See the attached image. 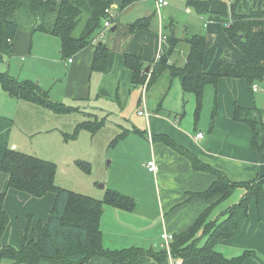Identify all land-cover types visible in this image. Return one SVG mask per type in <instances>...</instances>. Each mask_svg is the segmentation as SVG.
I'll use <instances>...</instances> for the list:
<instances>
[{"label": "trees", "instance_id": "obj_1", "mask_svg": "<svg viewBox=\"0 0 264 264\" xmlns=\"http://www.w3.org/2000/svg\"><path fill=\"white\" fill-rule=\"evenodd\" d=\"M141 0H0V57L10 55L13 41L20 27L21 11L34 15L33 30L57 36L62 42V55L71 59L74 55L90 45L102 31L106 10L111 5L117 7L115 24L120 13L130 5ZM189 7L199 14H211L222 21L232 20L225 24V34L229 41L243 55L236 62L220 60L215 72L205 71V53L207 41L203 36L168 38L160 58L152 73H147L144 59L130 53L124 54V65L132 72L134 88L147 84L150 89L161 77L170 71L173 78L179 79L185 94H193L196 101V119L203 110L205 91L208 86L218 88L224 78L241 79L252 89L254 85L264 83V5L252 10L249 14H231L225 0H188ZM84 21L79 36L75 32ZM151 22L144 18L130 25L131 33L149 31ZM180 41H186L189 51L186 63L178 67L170 58ZM92 69L102 72L109 60V48L100 41ZM150 76V77H149ZM149 77V80H148ZM148 80V82H147ZM0 86L14 100H21L36 106L47 108L56 114H73L81 112L79 108L67 107L50 100L47 92L33 81H21L8 72L0 73ZM146 89V90H147ZM88 117L92 114L82 112ZM95 117V116H94ZM236 122L245 124L252 131V147L259 154H264V111L254 108L236 107ZM105 120L98 118L83 121L75 129V134H64L66 143L77 140L83 130L97 133ZM140 133L141 131L137 130ZM125 135H121L120 139ZM155 142L184 152L191 160L195 171L211 173L215 180L212 185L194 196L209 203L207 209L185 231L174 235L170 244L172 257L183 259V264H244L250 252L234 258H228L216 250L221 241L231 239L238 229L237 218L241 212L248 214L251 202L259 195L264 196V176L253 182H233L222 172L206 166L199 160L177 146L168 136L152 137ZM81 167L82 163H79ZM85 168V167H84ZM88 170V167L85 168ZM0 171L8 175L5 189L0 191V242L6 234L10 218L5 210V200L10 189L26 193L33 198L41 199L48 194L55 195V202L48 221L40 222L38 236L28 238L22 234L21 249L12 246L0 248V264L9 261L12 264H170L166 249L144 250L138 247L110 250L103 243L102 218L106 206L132 211L136 207L133 199L109 190L104 199H95L56 185L57 165L39 159L34 155L8 150L0 159ZM244 187L247 194L239 204L229 208L221 216L222 220L211 219L213 211L230 199L236 189ZM205 242L202 244V240Z\"/></svg>", "mask_w": 264, "mask_h": 264}, {"label": "crops", "instance_id": "obj_2", "mask_svg": "<svg viewBox=\"0 0 264 264\" xmlns=\"http://www.w3.org/2000/svg\"><path fill=\"white\" fill-rule=\"evenodd\" d=\"M225 1L228 4L230 3L228 6L231 14L247 15L252 10L260 8L262 4L264 5V0ZM152 2L154 1L152 0ZM206 16L217 17L211 14H206ZM209 20V23L204 21L205 28L216 26L213 30L207 32L208 40L209 36L213 38L224 33V43L227 48L226 55L231 60L223 59L228 62H236L242 59V53L238 57L236 54L237 48L225 38V31L222 30L224 23L218 20ZM33 27L34 24L32 23L20 25L13 41L12 52L8 55L9 62L4 68V72H8L21 81L37 83L43 91L48 93L51 101L67 107L79 108L81 112L76 114L84 115L82 112L92 114L93 117L85 115L88 120H93L96 117L99 120L104 119L106 124L109 119L111 121L115 120L118 125L119 122L124 123L120 127L126 130L123 133L125 137L120 140L126 139L132 130L142 132L141 126H144L145 131L143 132H146V134H150L152 137L168 136L177 146L195 156L199 162L222 172L233 182H253L258 177L264 176V154L259 155L253 149L251 144L253 134L250 127L233 119L237 106L243 108L257 107L264 110V92L261 96H258L259 99L255 96V93H259L260 89L255 92L241 79H222L218 88L215 89L217 111L212 124L210 126L206 124L203 129L202 125L199 124V120L198 122L196 120L195 129H193L192 125L186 122V119L188 114L196 107V101L190 100V108L185 105L184 99L187 94L183 92L180 80L173 78L170 71L164 72L150 89L145 91L141 87L143 88L141 94L135 93L132 84V72L125 67L123 59L124 54L128 52H134L130 54L143 58V54L136 44L128 43L129 40L125 43L121 35L110 37L108 41L103 42L109 48V60L106 68L102 72H94L92 66L96 53L95 45L86 47L71 58L72 62H69L70 59H66L62 55V46L51 40L50 37L53 35L40 31L35 32ZM115 27L114 32H117L119 24ZM143 32L139 31L130 35L138 39L139 34ZM161 37L163 36L156 37L157 55L155 61H151L152 64L150 65L145 62L146 66L150 67L148 74L152 73L151 66H154L159 53L163 52L164 47L167 46L165 45L161 50ZM183 42L188 45L186 41ZM143 44L144 42H142ZM233 53L236 54L235 57L231 55ZM186 59L187 55L182 66L185 65ZM220 60L222 59L219 56L212 55L208 48L205 53V71L215 72ZM16 72L19 73L16 74ZM182 94L183 100L181 102ZM133 110L137 113L145 111L149 114V117L139 114V117H141L138 118L140 119L139 126L136 121H131L130 113H133ZM70 115L72 114H56L47 108L11 99L0 86V159L8 150L27 153L35 141L42 139L43 135L57 134V136L59 135L64 139L66 133L63 134V132L68 127L65 125V119H69L67 117H71ZM143 117H145V120ZM125 123H130L131 126L126 128ZM199 128L201 129L199 130ZM208 128L207 134L205 130ZM198 131L206 133L201 141L196 139ZM151 144V151H149L146 162L154 160L159 166V171L152 174H154L153 180L158 190L156 222L160 221V227L155 234H152L151 228H148L149 225L145 226L143 224L140 227H133V221L127 219L129 220L127 230L133 232H130L132 247L144 250H162L166 245L161 239L163 234L176 235L185 231L207 209L209 203L194 195L208 189L215 178L209 172L195 171L186 153L179 152L160 141L151 140ZM146 162L139 163L140 169L143 171L148 169ZM7 181L8 175L0 171V191L5 189ZM238 190H244L242 200L247 194V189L240 187L236 189L235 193ZM19 193L23 192L13 189L7 192L5 210L9 198L18 196ZM127 197L135 201L136 207L134 210L129 212L106 206L103 218L105 212L112 214L116 226H118L120 225L119 217H117L114 210L135 213L139 204L134 198ZM148 210H150L149 204H143V212L146 214ZM215 210L211 219H219L227 211L221 212V215H214ZM103 218V243L105 248L112 250L111 245L106 246ZM237 224L238 229L234 236L218 243L216 250L228 258L238 257L243 253L250 252L244 264H258L259 254L264 256V196L262 194L253 199L248 214L245 212L239 214ZM121 243L117 242L115 244L119 245ZM260 263L264 264V262Z\"/></svg>", "mask_w": 264, "mask_h": 264}, {"label": "rangeland", "instance_id": "obj_3", "mask_svg": "<svg viewBox=\"0 0 264 264\" xmlns=\"http://www.w3.org/2000/svg\"><path fill=\"white\" fill-rule=\"evenodd\" d=\"M168 1L171 4L170 7H166V9L161 10L160 12L157 11L156 5L152 2V0L138 1V3L136 2L130 5L121 12L120 22L118 21V23L113 24L109 30L104 29L105 40L101 41L106 42L110 37L113 38L115 35H121L125 40V43L129 40L128 43L132 42L139 47V51L143 54V59L148 65H150L152 64L151 61H155L154 59L157 55L155 41L158 37H160V35L167 38L175 36L177 39L203 36L207 41V50L209 48L212 55L215 57L219 56L222 60H224L223 58L231 60V58L226 55L227 48L224 43V33H221L219 36H215L213 38H210L209 36L208 40L207 32L213 30L216 25L210 26V28L204 27V21L209 23V19L215 21L218 20L225 24H227L230 19L225 22L219 17H207L206 14H199L195 9L188 6V0ZM228 5H230V3ZM113 7L116 6L111 5L109 8ZM113 12L118 13L119 11ZM34 17L35 16L29 11H21V15H19L18 20L21 25H26L28 23H33ZM145 17L149 18L151 22L149 31L140 33L139 37H137L138 39L131 37L133 33L130 31V25ZM83 24L84 21L77 28L75 36L80 35ZM118 24L119 28L117 32L113 33L112 28ZM225 27H222L223 32ZM50 38H52L51 40L54 43L62 46L59 38L53 36ZM225 38L229 41L226 34ZM142 42H144L143 45ZM180 42L170 58L171 63L177 65L178 67H182L189 51V46L185 42ZM236 54L240 57L241 51L237 49ZM236 54L233 53L231 55L235 57ZM8 57V55L3 54L2 57H0V73L4 72L3 70H5L4 68L9 62ZM17 73L19 72H16V74ZM13 77L17 78L15 76ZM258 87H260V91L259 93H255L257 99H259L258 96H261L262 92H264V85L258 84ZM134 91L140 95L143 88H135ZM216 99L217 96L215 88L213 86H208L205 91L204 109L198 119L202 128L206 124H209L210 126L213 122L217 111L215 104ZM182 100L183 94L181 102ZM190 100H195L194 96L187 94V97L184 99V103L188 106V108H190ZM70 116L71 117H67L69 119H65V125L68 127L64 130L65 132H63V134L66 133L74 135L78 123L88 121V119L82 114L74 113ZM130 117L131 121H136V123L140 126V119L138 118L141 117H139V113L133 110V113H130ZM144 118L145 117H143V119ZM196 120L195 107L192 112L188 114L186 122L192 125V128L195 129ZM122 124L124 123L119 122L118 125L115 120L111 121L109 119L107 124H105L97 133L93 134L88 130H83L78 134L77 140H71L68 143H66L59 135L57 136V134H50L49 136L43 135L42 139H37L26 153L57 165V177L55 183L59 187L99 200L104 199L109 190H117L120 193L130 196L136 200L139 206L135 213L114 210L117 217H119L120 225L118 226H116L114 216L105 212L103 223L106 235V246L111 245V247H113L111 248L112 250L132 247L130 237L133 232L127 230V226H129V220L127 219L133 221V227H140L143 224H145V226L149 225L148 228H151L150 230L152 234H155L160 227V221L156 222L158 190L156 183L153 180L154 174L150 173L148 169L145 171L141 170L139 166V163L144 161L146 162L148 159L149 151H151L150 146L152 145L151 135L143 132L145 131V127L141 126L142 132L136 133V131L132 130L126 139L120 140V136L126 131L124 128L120 127ZM130 126V123H125L126 128ZM200 129L201 128H199V130ZM208 131L209 128L205 130L206 133ZM206 133H204V135ZM53 136L55 139H52ZM79 163H82L83 166L81 167L78 165ZM86 166L88 167V170L85 169ZM243 192L244 190H238L230 199L222 203L215 210L214 215L220 214L221 212L228 210L230 207L239 204ZM22 195L24 196L22 197ZM18 197L19 199H17ZM54 202V194H48L46 197L41 199L33 198L32 196L28 194L25 195L24 193H19L18 196H14L13 198L10 197L6 209L10 222L6 234L0 242V248L3 246H12L16 249H21L23 245L22 234L25 233L28 234L29 239L36 238L38 236V226L41 221L43 223L48 221ZM145 203L150 206V210H148L146 214L143 212V204ZM224 218L225 217L220 216L219 220ZM125 238H127V240H125ZM117 242L122 243L116 245L115 243ZM204 242L205 239L202 240V244ZM163 249H165V246ZM258 258V264H261L260 262H264L263 255L259 254ZM1 264L12 263L9 261H2Z\"/></svg>", "mask_w": 264, "mask_h": 264}, {"label": "built area", "instance_id": "obj_4", "mask_svg": "<svg viewBox=\"0 0 264 264\" xmlns=\"http://www.w3.org/2000/svg\"><path fill=\"white\" fill-rule=\"evenodd\" d=\"M153 1L155 2L156 9L159 12L170 5V3L167 0H153ZM115 9H117V8L113 7V8H109V9L106 10V14L108 15V17L105 19L102 31L93 40V43L95 45L98 44L101 40L104 41V38H105L104 29H108L109 30L113 26V24H114L113 20L115 19L116 15H117L116 12H113V11H116ZM227 24H232V20L230 19ZM167 42H168V38L167 37H164V36L161 37V46H162L161 50H163V47L165 45H167ZM160 56H161V54L158 56V59L160 58ZM69 62H72V59H70ZM146 89H147V84L144 86V90L145 91H146ZM253 90L255 92L259 91L258 85H254ZM139 114L141 116L149 117V114L147 112H145V111H139ZM204 137H205V135H204L203 132H199V133L196 134V139L198 141H201ZM147 168H148L150 173H157L159 171V166H158L157 162L154 161V160L153 161H149L147 163ZM173 239H174V235H172V234H166L165 233V234L162 235V240L166 244L165 245V249L168 252L169 262H170V264H183V259L179 258V259L175 260L172 257V254L170 252L171 251L170 244L172 243Z\"/></svg>", "mask_w": 264, "mask_h": 264}, {"label": "water", "instance_id": "obj_5", "mask_svg": "<svg viewBox=\"0 0 264 264\" xmlns=\"http://www.w3.org/2000/svg\"><path fill=\"white\" fill-rule=\"evenodd\" d=\"M116 30V27L112 28V32H114ZM150 71V67L147 68V72Z\"/></svg>", "mask_w": 264, "mask_h": 264}]
</instances>
